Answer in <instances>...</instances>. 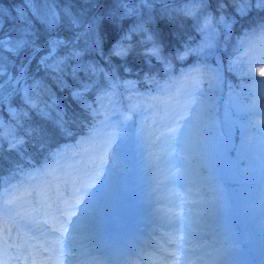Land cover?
Returning <instances> with one entry per match:
<instances>
[{
	"label": "snow or ice",
	"instance_id": "obj_1",
	"mask_svg": "<svg viewBox=\"0 0 264 264\" xmlns=\"http://www.w3.org/2000/svg\"><path fill=\"white\" fill-rule=\"evenodd\" d=\"M172 3L20 0V7H13L10 13L0 9V109L8 105L9 116L15 122L7 126L5 133L6 126L0 120V171L5 142L7 152L22 160L29 146L43 151L53 135L70 137L75 135L74 127H85L81 113L62 104L45 78L37 79L30 72L33 61L35 72L43 71L61 91L68 89L84 119L91 117L87 134L77 140L73 154L76 162L65 164L68 170L63 175H56V170L47 165L25 172L19 160L13 163L9 159L8 176L0 175V264H105L97 254L110 258L113 249L97 238L93 213L108 192L111 171L106 173L105 169L109 153H114V158L122 155L135 137L152 149L157 167L170 162L173 156L179 159L190 130L204 131V108L195 99V93L202 94V90L197 85L206 78L209 87L228 86L220 74L217 53L231 37L234 24L252 16L256 19L239 41L238 55L224 71L246 80L251 94L264 102V79L257 80L255 71L259 66L264 76V0H185L179 8H173ZM158 4L163 5L158 14L161 20L175 24L182 16L195 21L201 42L195 48L187 44L176 58L183 60L193 54L200 57L203 67L193 70L200 75L186 73L174 91L172 85L161 87L152 78L158 85L155 97L116 111L115 89L121 85L111 67L112 56L124 60L139 47L143 56L170 65L163 55L159 34L148 27L157 19ZM214 58L218 67L212 70L207 61ZM188 84L193 90L185 87ZM132 86L127 81L123 84L125 88ZM89 93L99 107L89 102ZM13 97H19L27 110L12 107ZM128 99L132 101L131 96ZM105 101L113 105L112 110ZM30 111L38 121H32ZM134 117L140 121L139 131ZM259 124L264 125V118ZM254 144L253 138L241 133V153L250 152ZM261 155L264 183V152ZM48 158L60 164L67 158V149L49 152ZM157 184L177 185L187 195L175 193L178 202L155 221L157 227L147 238L127 245L120 250V259L110 264H230V249L213 243L201 222L203 217L186 210V206L199 203L188 198L192 185L188 175L170 174L158 179Z\"/></svg>",
	"mask_w": 264,
	"mask_h": 264
},
{
	"label": "rangeland",
	"instance_id": "obj_2",
	"mask_svg": "<svg viewBox=\"0 0 264 264\" xmlns=\"http://www.w3.org/2000/svg\"><path fill=\"white\" fill-rule=\"evenodd\" d=\"M7 3H8V1H6L5 6H7ZM184 3H185V0H173V3H172L171 6L173 8H179V7H183ZM158 5H159V7H156L157 19H156V21L154 23L148 25V27H150L153 31H155L157 33L159 32V29L156 27V22L157 21H166V20L159 19V15L158 14H159V11L163 9V5L162 4H158ZM130 22L131 21H128L126 23H130ZM175 24L178 25V26L185 27L186 35L188 34L187 31L190 28H189V26L186 23H184V20H183L182 16L177 17V21H176ZM189 25H190V27L194 26L195 25V21H193L192 19H189ZM239 41H240V39H238V42ZM194 65L195 66H193V67H196V68H202L203 67L201 62L200 63H196ZM207 65H208L209 69H212V70L217 69V68H215L213 65H211L209 63H207ZM34 67H35V61H33V64H32L31 68H34ZM188 68H190V67L182 68V72H185ZM221 76H222V74H221ZM216 88L217 87L215 85H213L212 87H209V84H203V85L200 86V89L202 90V93L205 96H212L213 94H211L210 92L214 93V90ZM128 89L129 88L119 89V91H115V92L117 93V96H118V94L120 95L121 91H125V90H128ZM217 89H219V87ZM142 95L143 94H141V95L140 94H138V95L137 94H134V95L130 94V96L132 97L134 102H139L140 100H142L144 98ZM13 100L16 101V102H20V104H18V106H16L13 103H11L12 107L16 108L18 111L20 109H22V108L24 109L25 105H22L19 97H13ZM114 100H115L114 110L117 111V109L115 107H118L119 103H118V101L116 99H114ZM104 103L108 107L109 110L113 109V105H108L107 101H105ZM220 103H221V105L224 104L222 99H221ZM7 110H8V106H7ZM218 113H219V111H218ZM219 114L221 115V117L223 119L225 118L224 120L229 122L228 124H230L231 121H232L233 123H237L239 125V129H240V133L239 134L240 135L238 134V140H239V141L237 140L238 142L241 143V133L242 132L245 133L247 136L249 134H251V135L254 134V133H252V131H250L252 129L250 128L249 123H244L243 121H240V120L236 121V118H232L230 120L229 114H227V111L224 108V106L220 110ZM185 115L191 116L190 113L185 114ZM0 120H2L4 122V124H5V126H6L5 127V133H7V130H8L7 126L8 125H14V122L8 121L7 118L3 119L1 117ZM218 120L219 119H218L217 115H214V114L210 115V117H207V125H209V128H213V127L216 126V121L218 123ZM219 127L221 128V131H222V134H219V135H221V138H222V143H223L222 149L225 150L226 148H229L231 146L232 142L234 143V141H233L234 130H233V127H231L232 129H229L226 126H222V125H219ZM190 132H191V134H190V136L188 138V143L185 145V150L179 153V159H177L176 156H173L171 158L170 162L159 164L160 168L157 169V170H159L162 174H164L165 178L168 177L170 174H174V175H177V176H179L181 174H186L191 179L192 183L193 182L201 183V180H202L203 176L200 174V168L201 167H204V168L208 167L210 169L211 168L210 167V163L208 162L210 160H212L213 164H217V161H214V160L217 159V157L208 158V157H210L211 152L213 151V147H205L204 152L202 153V151H201L202 154H200V152H199L200 144H199L198 136H197V134H195L191 130H190ZM251 135H249L248 137H250ZM53 136L56 137V135H53ZM51 140H52V138H51ZM51 140L49 142H51ZM144 145L146 146L147 143H144ZM62 146H65V144H62ZM262 152H264L263 148L257 147L255 145H253V147L250 150V154L251 155H253L255 153L259 155ZM149 154H150L149 150L146 149V147H145L144 151H143L144 157L149 156ZM230 154L231 153L229 152V154L227 153L226 156L231 157ZM235 154H236V152H235ZM3 155L5 157V160L3 161V164H2V171L9 164V159L11 158V160H13V157L15 156V154H4L3 153ZM200 155H202V156H200ZM203 156H205V157H203ZM136 158L138 159V157H136ZM231 158H232V160H231L230 166H232L233 170L239 176H241V180H243V181H244V178H245V175H246V169L248 167L253 168L255 166L254 164H257V165L261 166V163H262V159H256V158L254 159L253 157L250 160L243 161V162H240V163L238 162V157H231ZM244 158L246 159L247 157H244ZM124 160H126V157H115L114 158V153H112V152L109 153V166H108V168L105 169V172L107 173V172L111 171V180H110V183H109L108 192H107V194H106L104 199H106V197H110L112 188L117 193L119 192V188H116L114 186L116 184L117 180L112 175H113L114 172H117L120 168H121V173H120V175L118 173V176H120L122 182H120L119 184L121 185L123 191L132 196V195L137 193L136 191L139 190L138 187L132 185V181L128 182V178L127 177H126V180L124 178H122L123 170L127 169V167L125 166V161ZM129 161H131V160H129ZM213 164H211V165H213ZM48 166L52 167L53 166L52 162H50L48 164ZM129 170L130 169H127L126 171H129ZM2 171H0V172H2ZM257 171H258L259 174H256V176L259 175V176L262 177V175H261V167ZM61 173L62 172H59L58 170H56V175H62ZM215 173L216 172H210V174H213V175ZM159 179L163 180V178H159ZM157 180L158 179L153 178V183L149 186L148 191L156 192L157 188L159 187L160 190H158V193L156 192V193H153V194L166 198V202L164 203V206H160L161 210L157 211L159 213L158 216H163V214L165 212H167L169 210V208H172L174 206V204L178 202L176 200L175 193L179 192L182 197L187 195V194L182 189H180L179 186H177V185H174L173 188H171V189L168 187V185H166V187L168 189L165 190L163 187H161V185L157 184ZM197 183L195 185H197ZM257 183H259V182H257ZM112 186H114V187H112ZM193 188L194 187L191 186V188H190L191 194L188 195V198L192 199V200L199 201V203L201 205L205 206V208H202L200 210H202V212H204V213H208L209 209L206 208V206H208V204H207L205 196H202V195L195 196L196 192H195V190ZM193 192H195V193H193ZM224 197H225V195H223V198ZM245 197H246V199H249L247 196H245ZM150 198L151 197L149 196V199ZM104 203H106V202H104ZM104 203L101 202V204H104ZM159 205H161V204H159ZM166 206H169V207L167 208ZM250 206H254L253 203ZM213 209H215V208H213ZM187 211L192 213V211H194V209L190 208ZM217 223H218V221H217ZM111 224H113V222L109 221L108 225L112 226ZM97 238H99V237H97ZM100 240L104 243L103 240H107V239H103V240L100 239ZM98 258L100 259V257H98Z\"/></svg>",
	"mask_w": 264,
	"mask_h": 264
},
{
	"label": "trees",
	"instance_id": "obj_3",
	"mask_svg": "<svg viewBox=\"0 0 264 264\" xmlns=\"http://www.w3.org/2000/svg\"><path fill=\"white\" fill-rule=\"evenodd\" d=\"M6 1H8L7 6H5ZM214 3H213V7H214ZM15 7V8H19L20 7V0H0V9H4L5 12H9L10 10ZM229 11H231V9H229ZM256 17L252 16L251 18H246V19H242V20H238V22L236 24H234L233 26V34L234 32H241L243 28H245L247 31L249 29V26L251 25L252 21L255 20ZM168 24V23H167ZM165 26L164 28V34L166 36H169L170 38L174 37V41L172 44H176V46L179 44H191V46L193 48L196 47V43L197 45L201 42V34L199 32L192 33L191 37L189 35H185L183 37H181V39L179 38V34H182L183 28L180 26L179 28L176 27H171L169 25ZM179 38V39H178ZM197 39L196 43L195 40ZM188 40H190L191 42H189ZM228 43V41H227ZM226 43V44H227ZM226 44H221V48L220 51L217 53L218 57L221 59L222 56H229L230 52L228 50V46ZM175 45L173 47H176ZM164 56L166 57V59L168 61H170V65H165V63H162L161 61L157 60L155 57L151 60L153 61V64H149L147 62H144L143 60H141L140 56L141 53L138 54L137 50H136V55L135 56H131V54L127 57V59H120L119 57L116 56H112L111 57V67H113L115 69L116 75H118L120 78L128 75L127 71H125V68L129 69V73H131L132 75H135L136 73L138 75L141 74H146V75H152L158 78L159 81V85L165 86V85H172V90L174 91L176 88L181 86V79L179 77L178 74V69H177V64L178 63H186L189 61L194 60L195 58H197V55H188L185 59L181 60L176 58L177 56V52L175 48H168L165 47L164 48ZM108 49H107V45L105 46V56L108 55ZM167 51V52H166ZM173 52V53H172ZM169 54V55H168ZM97 60H100V63L102 66H104L105 68H108V64L105 63L104 60L100 59L99 57H94ZM215 59V58H214ZM131 63H137V64H131ZM41 77L45 78L46 83H48L51 87L52 92H54L55 94H59L61 100H64L63 103H65V106H70L71 109H75L78 113H81V120L84 121L85 127H80V126H76L73 128V132H74V136H61L59 135V138H69L73 141H75V136L80 134V133H85V130L87 129L88 123L91 121V117H88L87 120L84 119V116L82 114V110L79 109L80 111H78V106L76 105V103L71 99L70 95H69V91L68 89H65L64 91H61L50 79H48L47 77H45V73L43 71L38 72L36 74V78L40 79ZM69 84L72 83L71 79L69 78ZM185 87H187V85H185ZM95 96L92 93H89V102H91ZM203 105V103H201ZM204 108V115L207 113V108L205 106H203ZM207 115V114H206ZM99 119H102V117H100ZM136 123L138 124L136 127L140 126V121L138 118H136ZM74 147L76 148V145H74ZM226 175L222 176L223 178Z\"/></svg>",
	"mask_w": 264,
	"mask_h": 264
},
{
	"label": "bare ground",
	"instance_id": "obj_4",
	"mask_svg": "<svg viewBox=\"0 0 264 264\" xmlns=\"http://www.w3.org/2000/svg\"><path fill=\"white\" fill-rule=\"evenodd\" d=\"M116 242H119V241H116ZM125 247H124V245H123V243H122V245H120V246H116V247H114L113 248V251L114 252H119L120 250H122V249H124ZM114 257H116V258H120V256H119V254H115L114 255Z\"/></svg>",
	"mask_w": 264,
	"mask_h": 264
}]
</instances>
